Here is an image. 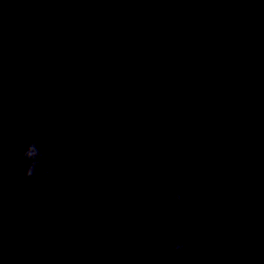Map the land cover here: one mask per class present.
Returning a JSON list of instances; mask_svg holds the SVG:
<instances>
[{"label": "water", "instance_id": "obj_1", "mask_svg": "<svg viewBox=\"0 0 264 264\" xmlns=\"http://www.w3.org/2000/svg\"><path fill=\"white\" fill-rule=\"evenodd\" d=\"M0 264H264V0H0Z\"/></svg>", "mask_w": 264, "mask_h": 264}, {"label": "clouds", "instance_id": "obj_2", "mask_svg": "<svg viewBox=\"0 0 264 264\" xmlns=\"http://www.w3.org/2000/svg\"><path fill=\"white\" fill-rule=\"evenodd\" d=\"M31 144H35V141H33L32 143H30L29 145H31ZM30 155H31L30 152L29 153H23V158L25 160H27V157L30 156ZM34 169H35L34 165L31 164V163H29L28 166H27V168L24 171V177H25V179L32 178L33 173H34ZM39 175L42 178L43 177H47L48 176V172L47 171H42V172H40ZM182 198H183L182 197V194L179 193V192H177L172 197L173 203L180 202L182 200ZM170 247H171V251H173V252H179V251H181L184 248V243L181 240H173V241H171Z\"/></svg>", "mask_w": 264, "mask_h": 264}]
</instances>
